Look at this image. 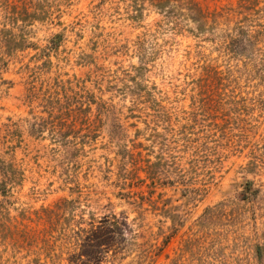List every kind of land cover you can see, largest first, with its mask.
I'll return each mask as SVG.
<instances>
[{
    "label": "rangeland",
    "instance_id": "1",
    "mask_svg": "<svg viewBox=\"0 0 264 264\" xmlns=\"http://www.w3.org/2000/svg\"><path fill=\"white\" fill-rule=\"evenodd\" d=\"M0 264H264V0H0Z\"/></svg>",
    "mask_w": 264,
    "mask_h": 264
}]
</instances>
